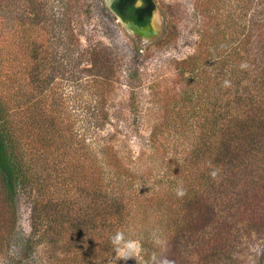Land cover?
Instances as JSON below:
<instances>
[{"label": "trees", "instance_id": "16d2710c", "mask_svg": "<svg viewBox=\"0 0 264 264\" xmlns=\"http://www.w3.org/2000/svg\"><path fill=\"white\" fill-rule=\"evenodd\" d=\"M127 1L113 4L121 16ZM146 1L151 7L131 14L140 25L156 8ZM234 3L210 16L198 50L177 62L182 88L157 92L163 118L140 149L129 137L141 126L124 134L112 123L118 70L105 46L92 50L95 104L85 120L44 72L37 46L30 75L4 73L0 61V254L15 245L11 263L22 264L47 241L59 263L110 264L122 232V248L140 245L134 264H244L246 238L264 237V0ZM137 100L131 90L126 107L136 119ZM24 204L29 237L19 231Z\"/></svg>", "mask_w": 264, "mask_h": 264}, {"label": "rangeland", "instance_id": "374dc122", "mask_svg": "<svg viewBox=\"0 0 264 264\" xmlns=\"http://www.w3.org/2000/svg\"><path fill=\"white\" fill-rule=\"evenodd\" d=\"M218 1L155 0L154 18L157 16L161 22L163 33L143 41L114 13L105 9L109 8L107 0H0L2 71L30 75L34 64L33 47L37 46L39 59L47 68L44 72H54L55 81L59 80L67 93V104L83 111L82 120H85L87 109L95 104L90 99L91 85L87 86V69L96 57L92 50L105 46L118 70L115 95L110 103L112 123L124 134L128 131L127 126H141L140 134L135 132L136 135L133 133L129 137L131 145L140 149L146 145L152 125L163 118L161 103L156 100L157 92L182 88L176 78L177 62L198 50L201 30L206 28L212 14L236 8L235 3L232 5L234 0H227L228 5L224 7ZM167 22L171 23V28L164 33ZM63 27L65 31L62 32ZM67 50L68 55H63ZM48 61L52 62L51 68ZM138 77L140 83L135 82ZM131 90L137 93L142 110V116L137 119L126 107ZM19 231L23 237L32 236L26 204ZM123 248L127 259L117 252L110 264H134L141 260L137 241L130 240ZM30 251L22 264H63L56 261V247L47 241L39 242ZM16 253L15 245L4 249L0 264H12ZM240 256L244 264H264V237L253 234L246 238Z\"/></svg>", "mask_w": 264, "mask_h": 264}, {"label": "water", "instance_id": "95a60500", "mask_svg": "<svg viewBox=\"0 0 264 264\" xmlns=\"http://www.w3.org/2000/svg\"><path fill=\"white\" fill-rule=\"evenodd\" d=\"M113 0H107L108 6L112 7ZM156 12L153 13L151 21L146 25H140L131 19L124 20L122 17L117 16L118 20L121 21L125 26H127L132 32L138 34L143 41H149L159 37L163 33V28L161 22L158 27L154 25V16Z\"/></svg>", "mask_w": 264, "mask_h": 264}, {"label": "flooded vegetation", "instance_id": "af4514ba", "mask_svg": "<svg viewBox=\"0 0 264 264\" xmlns=\"http://www.w3.org/2000/svg\"><path fill=\"white\" fill-rule=\"evenodd\" d=\"M115 1H117V0H113V2H112V7L110 8L109 7V9H110V11L112 12V13H114L116 16H120V17H122L124 20H128V19H131V20H133L132 18H131V14H133V15H136L138 12H137V9L138 8H143V7H151V3H147V1L146 0H134V1H127V2H125V4L123 5V6H121V9H123L122 11H124V16H121L120 14H118V12H116L115 10H114V8H113V4L115 3ZM130 7H132L133 9L132 10H130ZM154 12V11H153ZM152 15H153V13L151 14V16H150V19H149V21L146 23V24H148L150 21H151V18H152ZM134 21V20H133ZM134 22H136V21H134ZM145 24V25H146Z\"/></svg>", "mask_w": 264, "mask_h": 264}, {"label": "clouds", "instance_id": "9594fccd", "mask_svg": "<svg viewBox=\"0 0 264 264\" xmlns=\"http://www.w3.org/2000/svg\"><path fill=\"white\" fill-rule=\"evenodd\" d=\"M242 68H246L247 65L246 64H242L241 65ZM227 81L225 82V84L227 85ZM210 175L215 178L216 175H217V172L216 171H212L210 173ZM176 195L177 197H184L186 195V190L183 188V187H178L177 190H176ZM124 239V235L122 232H117L113 237H112V243L113 245L116 247V250L118 253H120L121 255H123L125 257V259H127V255L125 253V250L124 248L121 247V243ZM163 264H171L170 261L168 260H164L163 261Z\"/></svg>", "mask_w": 264, "mask_h": 264}, {"label": "bare ground", "instance_id": "6f19581e", "mask_svg": "<svg viewBox=\"0 0 264 264\" xmlns=\"http://www.w3.org/2000/svg\"><path fill=\"white\" fill-rule=\"evenodd\" d=\"M159 19L157 18V16H156V18H154V25L156 26V27H158L159 26Z\"/></svg>", "mask_w": 264, "mask_h": 264}]
</instances>
